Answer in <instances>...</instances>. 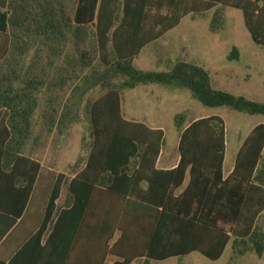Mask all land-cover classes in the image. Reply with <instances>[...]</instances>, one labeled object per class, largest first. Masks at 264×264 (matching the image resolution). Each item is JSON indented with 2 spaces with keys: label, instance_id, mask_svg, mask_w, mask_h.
Returning <instances> with one entry per match:
<instances>
[{
  "label": "trees",
  "instance_id": "1",
  "mask_svg": "<svg viewBox=\"0 0 264 264\" xmlns=\"http://www.w3.org/2000/svg\"><path fill=\"white\" fill-rule=\"evenodd\" d=\"M226 8L241 12L251 41L264 49V0H0V242L24 215L41 171L23 154L39 96L57 89L42 120L47 134L62 135L80 122L86 95L101 92L88 104L86 156L70 167L69 181L57 174L39 228L0 264H148L193 253L216 262L229 244L234 256L262 258L264 124L250 131L225 176L223 120L185 127L186 112L176 114L179 161L164 171L155 167L164 131L124 119L120 107L124 92L158 86L185 89L205 108L264 116V103L213 88L210 73L194 63L179 61L166 72L133 65L192 14L214 11L209 30L216 33ZM68 44L74 61L50 82ZM238 57L232 48L227 60Z\"/></svg>",
  "mask_w": 264,
  "mask_h": 264
},
{
  "label": "rangeland",
  "instance_id": "2",
  "mask_svg": "<svg viewBox=\"0 0 264 264\" xmlns=\"http://www.w3.org/2000/svg\"><path fill=\"white\" fill-rule=\"evenodd\" d=\"M220 13L224 24L217 29L216 33H211L209 30L214 11L185 17L170 34L146 46L134 60V67L139 68L142 65V69L146 71H167V64L162 63L163 56L166 54L172 65L183 61L194 63L207 70L210 73L213 88L264 103V49L251 41L244 27L241 12L226 8L222 9ZM232 48L238 50L239 57L238 60L229 62L227 56ZM43 51L47 53L45 49ZM33 52L34 49L27 57L26 63L29 62ZM74 58V47L71 44L66 45L61 51L55 70L49 74V81L57 80V69L66 67V63L69 60L74 61ZM147 91H158L157 100H154L151 95L145 94ZM126 94L134 99L133 117L136 120H142L150 127H159L164 131L161 156L167 157L170 163L178 159L179 132L173 125V117L176 114L186 112L185 127L198 118L217 116L223 120L226 129L223 166L225 174L233 168L241 144L250 131L256 125L264 124V116H247L225 108H205L193 100L185 89L144 86L127 91ZM56 95L57 89H52L47 91L46 95L39 96L38 108L32 119V133L23 149L25 156L30 155L34 146L40 147L42 152L47 149L52 155L51 162L55 168L59 167V151L63 152V163H73L79 156H86V152H82L81 149V138L87 130L88 104L100 96L101 92L95 90L86 95L79 105L80 122L70 126L63 136L58 135L55 129L53 134L45 135L44 128L39 126V122L43 121L42 116L49 107V97ZM35 136H38L37 139ZM64 171L66 170L64 169ZM41 200L43 203L45 202L44 196ZM41 205L39 210L42 209ZM260 223L264 224V213ZM132 264H142V262L135 261ZM148 264H264V254L260 259L253 253H247L241 257L234 256L231 244H229L222 257L216 262L193 253L181 259L172 258L163 262L151 261Z\"/></svg>",
  "mask_w": 264,
  "mask_h": 264
},
{
  "label": "crops",
  "instance_id": "3",
  "mask_svg": "<svg viewBox=\"0 0 264 264\" xmlns=\"http://www.w3.org/2000/svg\"><path fill=\"white\" fill-rule=\"evenodd\" d=\"M175 29H173V30H175ZM173 30L166 33L162 38H164L165 36L170 34ZM162 38H160V39H162ZM162 63H166L168 69L172 66V64L170 63L169 58L166 54L163 56ZM141 66L142 65H140V67L137 69L142 70V71H146V70L142 69ZM154 72H161V71H154ZM164 72H166V71H164ZM142 87H144V86H142ZM138 88H140V87H138ZM138 88H136V89H138ZM126 92H124L121 95V104H120L121 112H122L124 119L137 121V122H143L142 120H136L133 117L134 99L127 96ZM145 94H149L153 97L154 100H157L158 96H156V94H158V91H147V92H145ZM206 118H208V117H206ZM198 119H202V118H198ZM198 119H195V120H198ZM195 120H193V121H195ZM39 123H40L39 126L44 128L45 122L41 121ZM143 123L146 124V122H143ZM36 124H37V122H36ZM147 126L150 127L149 125H147ZM150 128L160 129L159 127H150ZM43 132L45 135L47 134L46 129H44ZM53 133H54V130L51 132V134H53ZM64 134L65 133H63L61 136H63ZM35 137L37 139L38 136H35ZM60 145H61V142H60ZM39 148L40 147L37 148V146H34L30 155H28L27 157L38 162L40 164L41 171H40V173L36 179V182H35V185L33 188V192H32V195L30 197V200H29L28 207L26 208L24 215L17 221L16 225L12 228V230L8 233V235L4 236L2 241L0 242V261H2V262L9 261L14 256L16 251L20 248L22 243L25 241L26 237L28 235L34 233L39 228L40 223H41V219H42L41 214L43 213V211L47 205L50 193H51L53 185L56 181L57 174H63L65 176V180H67V181H69L74 176V173H70L69 167L72 166L76 161H74L73 163H63L64 155H63V152L59 151V154H58L59 155L58 158H60L59 167L55 168L51 162L52 155L49 154L47 149H46V151L42 152V151H40ZM224 159H225V157H224ZM178 161H179V156H178V159L176 161H174L173 163H170L168 161L167 157L161 156V152H160V155L156 161L155 167L158 170H164V171L171 170L177 166ZM223 166H224V164H223ZM82 168H83V165L80 166V168L76 171V173L79 170H81ZM64 169L66 171H64ZM232 169H231V171H232ZM231 171H229L227 174L224 173V175L227 176L229 173H231ZM186 184H187V178L184 181L183 188L186 186ZM41 195L44 196V198H45L44 203H43V200H41V198H42ZM65 199H66V194H65V191L62 190V193L60 194V198L56 203L57 207L59 209H61V207L64 205ZM40 204H42L41 205L42 209L39 210L38 208H39ZM46 236L47 235H45L43 242L46 239ZM108 261H110V263H108ZM113 261H114L113 258H107L106 264H111ZM137 261H141L142 264H144L143 260H137Z\"/></svg>",
  "mask_w": 264,
  "mask_h": 264
},
{
  "label": "built area",
  "instance_id": "4",
  "mask_svg": "<svg viewBox=\"0 0 264 264\" xmlns=\"http://www.w3.org/2000/svg\"><path fill=\"white\" fill-rule=\"evenodd\" d=\"M56 209L59 211V208L57 207V204H56ZM55 221V219L53 220V222Z\"/></svg>",
  "mask_w": 264,
  "mask_h": 264
}]
</instances>
